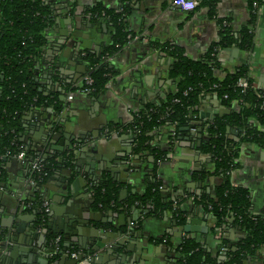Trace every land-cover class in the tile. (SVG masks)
Instances as JSON below:
<instances>
[{"label": "crops", "instance_id": "obj_1", "mask_svg": "<svg viewBox=\"0 0 264 264\" xmlns=\"http://www.w3.org/2000/svg\"><path fill=\"white\" fill-rule=\"evenodd\" d=\"M49 2L57 14L51 42L45 48L44 63L48 70L40 75L36 86L46 93H57L60 97L59 87L77 86L87 67L82 55L85 52L100 53L114 44L112 23L107 17L92 14L94 9L102 12L126 9L128 30L139 38L128 41L110 58L119 73L102 93L97 96L76 93L69 100L65 97L71 105L59 115L50 117L55 124L59 117L58 122L63 126V134L50 145L64 149L62 152L53 150V154L58 155V165L49 178L40 185L35 184V191L28 189L33 178L26 162L16 156L2 158L0 231L15 238L17 241H10L11 245L19 248L13 256L7 255L5 264H23L27 256L21 247L39 252L40 262L35 260L32 264H69L66 259L52 262L50 243L37 222V206L29 208L25 204L26 197L32 202L41 198L48 202L50 229L54 233L57 228L71 227L68 241L61 235L63 245L69 242V247H74L76 244L92 260L89 264H176L175 245L184 237H193L214 252L218 238L223 234L211 235L212 214L198 207L191 197L211 191L218 178H195L196 173L211 170L212 164L210 155L192 144L198 128H201L202 142L206 141L207 128L215 118L223 115L222 110L226 108L214 94L204 95L192 120L199 124L180 127L177 135L173 126L163 124L149 133L150 149L139 154L133 151V135L127 126L148 104L158 105L176 90L177 78L170 74L173 58L167 51L151 48L150 42L176 48L192 60L202 59L219 40L224 24L234 36L250 25L253 6L247 0H218L213 10L199 4L194 10L185 11L174 6L173 0ZM255 13L252 49L244 52L236 45L220 49L214 73L222 78L245 64L254 86L264 90V0ZM64 33L65 38L58 43L59 35ZM49 115L46 107H35L22 113L17 139L26 150L42 155L51 134H58L55 125L47 131ZM193 131L194 135L191 134ZM230 132L237 133L235 129ZM93 134L98 135L94 137ZM65 136H83L87 143L75 141L73 148L62 147L59 141ZM237 162L238 167L231 175L233 184L249 190L254 214H264V149L253 144L242 145ZM100 180L122 185V197L141 195L149 183L159 180L161 198L179 201L184 224L192 219L205 222L208 232L206 235L198 230L184 232L181 229L184 224H177L172 210L155 215L151 205L133 207L129 212L123 208L100 211L94 208L91 189V185ZM21 205H24L22 209ZM88 216L106 221H92ZM125 223V232L116 231V227ZM194 226L202 228V224ZM98 232L108 233L107 242L98 237ZM227 235L232 241L240 237L237 230H230ZM167 236L171 243L159 241ZM116 240L123 241L124 249L108 254L107 250L112 249L111 242ZM127 245L130 249H125ZM259 254L264 257V251ZM244 264H264V258L250 259Z\"/></svg>", "mask_w": 264, "mask_h": 264}, {"label": "trees", "instance_id": "obj_2", "mask_svg": "<svg viewBox=\"0 0 264 264\" xmlns=\"http://www.w3.org/2000/svg\"><path fill=\"white\" fill-rule=\"evenodd\" d=\"M198 1L200 5L213 10L218 0ZM247 1L250 6H253L254 2L259 5L263 3V0ZM252 9L254 16L250 25L243 28L238 36H234L229 27L223 25L219 40L210 47L202 59L192 60L180 50L170 48L166 44L150 42L149 45L161 52L167 51L173 58L170 74L177 78V84L176 90L164 101L158 105L148 104L127 126L133 135L135 154L150 149L149 133L153 129L168 123L173 126L177 135L180 127L189 126L204 95L214 94L221 105L229 110L227 114L215 118L210 124L207 128L206 141L199 147L204 154L210 155L212 169L196 173L195 178L215 176L218 182L211 191L193 195L194 203L212 214L214 218L211 235L215 236L218 233L223 235L218 238V246L214 252L193 237L182 238L175 245L176 264H244L250 259L264 258L259 254L264 251V214L253 213L249 190L233 184L231 180L232 173L238 167L237 159L242 145L253 144L264 149V90L254 86L249 68L245 64H241L222 78L214 73L218 66L216 55L220 49L232 45H236L244 52L252 49L254 42L252 26L256 19V9L254 7ZM125 10L91 11L92 14L99 16L104 13V17L109 18L108 21L112 23L115 31L114 44L100 53L85 52L82 55L87 65L83 75H89L92 79V91L80 92L85 87L83 82L74 88L64 86V95L67 98L68 94L73 98L76 93L97 96L118 75V69L112 65L108 57L112 58L133 36L125 22ZM56 14L49 0H0V164L4 156H15L21 150L25 153L28 168L35 158L41 156L42 171L34 177L37 185L55 171L58 155L46 151L38 155L36 152L26 150L18 141L17 133L24 111L46 107L52 109L51 116L55 117L71 105L69 99L62 101L57 93L38 91L36 87L37 79H40V75L46 69L48 70L44 63L45 48L51 42ZM240 79L246 80L245 88L238 85ZM48 125H55L58 135L63 134L61 123L55 124L49 120ZM231 129H235L237 133L233 135ZM157 155L156 159L159 157ZM2 181L3 173L0 170V185ZM122 188V185L109 180H100L92 184L94 208L100 211L123 208L129 212L133 207L151 205L155 215L163 210H172L177 224L182 226L185 223V217L178 206L179 201L172 202L161 198L162 187L159 180L149 183L141 195L129 194L122 197ZM43 202L44 198L33 202L28 197L25 199V204L29 208L37 206L38 223L45 227L49 216L48 212H44ZM126 223L116 228V231L125 232ZM230 230L239 232L240 237L237 241H232L227 235ZM46 236L49 243L55 237H60V251L51 258L53 263L60 260L63 255L69 258L70 253H83L77 246L64 249L62 236L49 229ZM2 240L3 234L0 231V242ZM162 240L167 244L171 243L168 236L160 238L159 241ZM49 250H53V247L49 246Z\"/></svg>", "mask_w": 264, "mask_h": 264}, {"label": "water", "instance_id": "obj_3", "mask_svg": "<svg viewBox=\"0 0 264 264\" xmlns=\"http://www.w3.org/2000/svg\"><path fill=\"white\" fill-rule=\"evenodd\" d=\"M67 22H70V19H68L67 20ZM60 37H58L59 39V41H58V43H60V41L62 40V39H64L65 38V36H66V33H64V34H60L59 35ZM86 70V69H85ZM37 90L38 91H42L43 89L41 88V87H37ZM59 91L62 93L61 95H60V100H62V101H65L66 99H65V95H64V93H65V91H64V88H62V87H59ZM216 97V96H215ZM48 111L50 112V115H49V120H51L50 119V117H51V112H52V109H50V108H48ZM224 113L223 114H227L228 113V109H224V110H222ZM52 121V120H51ZM197 124H199L198 122H196V121H191V123H190V125H197ZM50 128H53V126L51 125V126H49V129L47 130L48 132H49V130H50ZM186 129V128H185ZM46 131V132H47ZM106 131H108V129L106 130ZM45 132V133H46ZM47 132V133H48ZM197 134H196V137L194 138V141H195V143H193L192 144V147H197V148H199L200 147V145H201V143H202V134H201V128H198L197 129ZM191 134H195V132L193 131V132H191ZM98 134H93V136L94 137H96ZM47 136H49L48 134H46V138H48ZM57 136H58V134L56 135V134H51V136L49 137V139L46 141L47 142V144L44 146L45 148H44V152L46 151L47 153L48 152H51V153H53V150L55 149V150H57V151H59V152H62L63 151V149H64V147L63 146H69V148H73L75 145H73V142L74 143H76L75 141H77L78 143H79V141H82V142H84V143H87L86 142V140H87V138L86 137H83V136H78V137H63V138H61V140L59 141V144L60 145H62V147L63 148H56L55 146L54 147H52L50 144H51V141H53L54 139H56L57 138ZM46 140V139H45ZM48 142H49V144H48ZM36 183L34 182V183H32V186H30L28 189H30V190H32V191H35V187H36V185H35ZM31 194L32 193H30V196H31ZM65 195V194H64ZM66 196V195H65ZM21 207V209L24 207V205H21L20 206ZM52 215V214H51ZM48 216H50V213H48ZM88 218L90 219V220H92V221H96L97 220V222L98 221H101V222H105L106 220H100V219H93V217L92 216H88ZM88 219V220H89ZM37 222H38V218H37ZM109 222V221H108ZM193 224H202V228H196L195 226L193 227ZM45 227H42V230H40L41 232H42V234H44V235H47V229H50V227H49V225H48V223H46L45 225H44ZM117 229L119 228V227H116ZM181 229H182V231H184V232H194L195 230H198L200 233H203V234H207V232H208V226H206V223L204 222H199V221H197V220H194V219H192L189 223L187 222L186 224H184L182 227H181ZM51 230V229H50ZM71 227H68V228H65V229H55L54 230V233L55 234H57V235H63L64 237V239H66L67 241L69 240V233L71 232ZM97 231H98V229H96ZM52 231V230H51ZM108 233L107 232H103V233H100V232H98V237H100L103 241H105V242H107V238H108V236L109 235H107ZM120 234V233H119ZM110 237H112V236H110ZM10 241H12V242H16L17 240L15 239V238H13L12 236H10V235H8V234H3V241H1L0 242V263L1 264H5V261H6V259H7V255H9V256H13L16 252H17V250L19 249L18 247H16V246H14V245H11V243L12 242H10ZM75 246H77L76 244H74ZM64 246V249L65 248H68L69 247V242L68 243H66L65 245H63ZM111 248L112 249H109V250H107V253L109 254H111L114 250H119V249H124V247H123V241L122 240H116V242L114 243H112L111 242ZM125 249H130V247H129V245H127L126 246V248ZM20 250H22V251H24L25 252V254H26V256H27V259L25 260V261H23V264L24 263H26V264H32V262L33 261H39L40 260V257H39V252L37 251V250H35V249H27V248H23V247H21L20 248ZM83 250V249H82ZM49 251H51V250H49ZM4 253V254H3ZM82 258H86V256H85V254L84 253H81V254H79L78 255V257H77V259H72V258H68V256L67 255H63L62 257H61V259H66V260H68L69 261V264H76L78 261H80ZM89 261H92V260H89ZM40 262V261H39ZM62 263V262H61ZM90 263V262H89Z\"/></svg>", "mask_w": 264, "mask_h": 264}, {"label": "built area", "instance_id": "obj_4", "mask_svg": "<svg viewBox=\"0 0 264 264\" xmlns=\"http://www.w3.org/2000/svg\"><path fill=\"white\" fill-rule=\"evenodd\" d=\"M172 4L182 10H185V11H192L194 9H196V7L199 5V1L198 0H173ZM253 7L257 10L258 7H259V4H257V2H254L253 3ZM104 13L101 14V16H104L103 15ZM225 25V24H224ZM139 38V36H132L129 38V42L130 41H133V40H137ZM108 59H110V57H108ZM107 59V60H108ZM84 83V88H82L80 90V92L82 93H88V92H91L92 91V88H91V85H92V79L90 78L89 75H83V77L81 78L80 80V83ZM79 83V84H80ZM77 84V85H79ZM238 85L245 88L247 86V82L245 79H240L238 81ZM76 87L75 86H70V88H74ZM71 95H68V99H71L70 97ZM59 115V114H58ZM59 118V117H58ZM56 119V123L58 122L59 119ZM18 159L22 160V161H25V153L23 150H21L17 155H15ZM42 171V158L41 156L40 157H37L33 160L32 163H30V174L33 178V180L31 181L32 183L35 181L34 177L37 173H40ZM192 200H194V197L192 196L191 197ZM27 205V204H26ZM28 206V205H27ZM42 207L44 209V212H49V204L48 202H43L42 204ZM220 235V233H218V236ZM59 242H60V237L57 236L54 238V240L50 241V246L53 247V250L50 251L49 255L50 256H54L56 255L59 251H60V247H59ZM68 254V253H67ZM79 254L77 253H70L69 254V258H72V259H77ZM76 264H89V258H82L80 261H78Z\"/></svg>", "mask_w": 264, "mask_h": 264}, {"label": "flooded vegetation", "instance_id": "obj_5", "mask_svg": "<svg viewBox=\"0 0 264 264\" xmlns=\"http://www.w3.org/2000/svg\"><path fill=\"white\" fill-rule=\"evenodd\" d=\"M41 225V224H40Z\"/></svg>", "mask_w": 264, "mask_h": 264}]
</instances>
